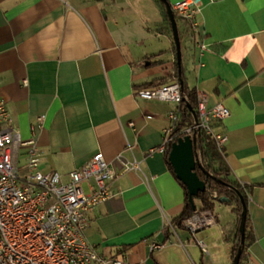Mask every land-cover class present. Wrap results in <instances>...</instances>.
<instances>
[{"label":"crops","instance_id":"obj_1","mask_svg":"<svg viewBox=\"0 0 264 264\" xmlns=\"http://www.w3.org/2000/svg\"><path fill=\"white\" fill-rule=\"evenodd\" d=\"M193 2L197 28L176 22L185 78L199 101L229 111L214 132L226 137L232 179L251 187L244 264H264V0ZM175 65L155 0H0V98L21 139L34 140L40 171L65 182L97 153L111 170L88 243L130 263L231 264L234 212H211L215 225L195 235L171 225L184 197L160 147L177 106L135 91L174 81Z\"/></svg>","mask_w":264,"mask_h":264},{"label":"built area","instance_id":"obj_2","mask_svg":"<svg viewBox=\"0 0 264 264\" xmlns=\"http://www.w3.org/2000/svg\"><path fill=\"white\" fill-rule=\"evenodd\" d=\"M170 6L178 19L192 30L197 28L198 11L193 0H179ZM135 95L177 107L181 101L176 81L138 89ZM229 115L221 103L208 107L198 100L196 120L182 133L192 139L202 130L221 150L226 137L215 133L214 127ZM168 118L170 126L161 151L176 142L171 134L179 119L177 109ZM39 164L34 140L21 139L0 98V264H138L118 253H98L85 237L91 212L110 197L107 184L113 176L103 155L97 153L83 167L69 172L65 182L56 172L40 171ZM83 183L87 192L81 187ZM213 225L215 218L210 211L196 210L183 223V230L195 235ZM150 247L158 249L160 245L152 242Z\"/></svg>","mask_w":264,"mask_h":264},{"label":"trees","instance_id":"obj_3","mask_svg":"<svg viewBox=\"0 0 264 264\" xmlns=\"http://www.w3.org/2000/svg\"><path fill=\"white\" fill-rule=\"evenodd\" d=\"M101 1V0H96ZM161 8L164 20L166 21L169 30L170 25L166 16L164 7L155 0ZM175 21L177 22V16L173 13ZM173 51L175 48L173 45ZM180 80L182 85L179 84L177 65H175L174 81L179 84L181 101L177 107L178 122L175 124L174 131L171 135H175L174 141L184 137L182 131L185 128L191 127L197 117L198 96L194 88H190L187 84L183 66L181 68ZM163 80H158L150 84L144 85L141 88H150L154 86L163 85ZM196 143L194 147V154L196 156L197 163L200 167L196 166L195 173L199 180L205 184V190L203 193H198L193 197V209L192 204L188 200V195L185 187L177 181L174 176L173 170L168 162V154L173 142L167 144L163 150V156L165 163L171 175L176 179L177 183L183 190V209L180 215L175 218L171 225L177 229L183 230V223L192 217L196 210L213 212V205L215 202H219L220 199H225L226 202L221 204L233 206V210L236 216L235 227L233 231L225 232V241L232 244L231 263L235 257L237 250L241 247V255L239 264H244L248 260V248L254 242L252 223L247 211V203L251 192V187L243 185L232 179V172L226 162V155L223 149L217 147L213 138L207 135L204 131L200 130L196 134ZM245 205V225H244V243L240 244V233L238 231L240 216L242 213V203Z\"/></svg>","mask_w":264,"mask_h":264},{"label":"water","instance_id":"obj_4","mask_svg":"<svg viewBox=\"0 0 264 264\" xmlns=\"http://www.w3.org/2000/svg\"><path fill=\"white\" fill-rule=\"evenodd\" d=\"M159 3L164 7L166 16L170 25L173 45L175 48V56H176V65L178 72V79L180 86L182 82L180 80L181 77V49H180V40L179 34L177 30L176 21L171 10V6L167 0H158ZM196 120V119H195ZM196 138L193 136L190 139L188 136L178 139L175 143H173L170 147V151L168 154V162L173 170L174 176L186 189L188 200L192 204L193 209H195V205L193 204L192 198L197 196L198 193H203L205 190V184L199 180L195 173L196 166L200 167L197 163L196 156L194 154V147L196 143ZM226 202L225 199H220L219 203ZM242 203V213L240 216V223L238 231L240 233V244L244 243V225H245V212L246 208L241 199ZM241 255V247L237 250L235 257L232 260L231 264H239V259Z\"/></svg>","mask_w":264,"mask_h":264},{"label":"rangeland","instance_id":"obj_5","mask_svg":"<svg viewBox=\"0 0 264 264\" xmlns=\"http://www.w3.org/2000/svg\"><path fill=\"white\" fill-rule=\"evenodd\" d=\"M179 21H180V19L177 18V24L180 23ZM22 165L23 164L21 162L20 166H22ZM233 212H234L233 206L221 204L219 202H215L214 205H213V213L214 214H218L220 219L229 217Z\"/></svg>","mask_w":264,"mask_h":264}]
</instances>
